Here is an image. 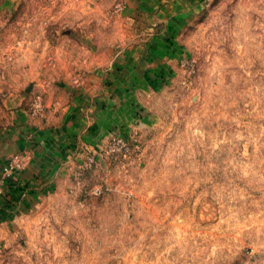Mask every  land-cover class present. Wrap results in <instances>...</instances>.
Instances as JSON below:
<instances>
[{
  "label": "rangeland",
  "instance_id": "rangeland-1",
  "mask_svg": "<svg viewBox=\"0 0 264 264\" xmlns=\"http://www.w3.org/2000/svg\"><path fill=\"white\" fill-rule=\"evenodd\" d=\"M124 7L0 0V139L57 114L61 89L106 56L112 79L151 35L118 22ZM180 36L152 48L142 95L128 91L132 125L81 145L55 188L8 207L0 264H264V0H207ZM24 162L0 156L1 200Z\"/></svg>",
  "mask_w": 264,
  "mask_h": 264
},
{
  "label": "crops",
  "instance_id": "crops-1",
  "mask_svg": "<svg viewBox=\"0 0 264 264\" xmlns=\"http://www.w3.org/2000/svg\"><path fill=\"white\" fill-rule=\"evenodd\" d=\"M207 0H124L118 22L144 28L151 35L133 46L136 50L121 57L112 79L105 85L102 73L110 69V58H103L95 74L79 89L62 88L58 102L61 109L41 123L26 122L8 131L0 139L1 163L12 156H24L20 170L3 188L0 221L8 219V207L17 205L28 192H49L81 145H97L103 133L113 127H128L135 117V105L128 91L142 95V85L157 68L154 49L178 47L180 33L206 6ZM137 29L135 28V31ZM136 35V34H135ZM110 45V43H108ZM134 48V49H135ZM151 49V50H149ZM156 52V51H154ZM148 72L143 74L142 66ZM113 99V100H112ZM29 187V189H27ZM7 212H5V211Z\"/></svg>",
  "mask_w": 264,
  "mask_h": 264
},
{
  "label": "built area",
  "instance_id": "built-area-1",
  "mask_svg": "<svg viewBox=\"0 0 264 264\" xmlns=\"http://www.w3.org/2000/svg\"><path fill=\"white\" fill-rule=\"evenodd\" d=\"M23 166V160L20 157L14 159L13 164L10 167L6 168L8 175H11L15 170L21 169Z\"/></svg>",
  "mask_w": 264,
  "mask_h": 264
}]
</instances>
